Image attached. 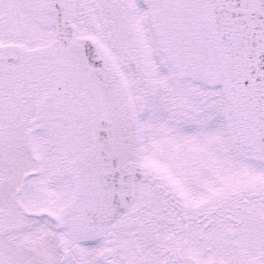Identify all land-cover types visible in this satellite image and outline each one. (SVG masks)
I'll return each instance as SVG.
<instances>
[{
    "label": "snow or ice",
    "instance_id": "6c2138e0",
    "mask_svg": "<svg viewBox=\"0 0 264 264\" xmlns=\"http://www.w3.org/2000/svg\"><path fill=\"white\" fill-rule=\"evenodd\" d=\"M0 264H264V0H0Z\"/></svg>",
    "mask_w": 264,
    "mask_h": 264
}]
</instances>
